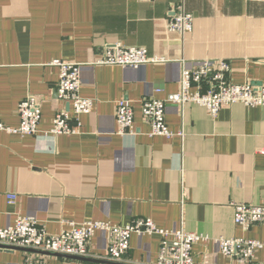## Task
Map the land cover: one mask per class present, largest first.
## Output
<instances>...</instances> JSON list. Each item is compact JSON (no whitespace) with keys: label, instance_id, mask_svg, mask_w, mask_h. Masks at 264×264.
<instances>
[{"label":"crops","instance_id":"1","mask_svg":"<svg viewBox=\"0 0 264 264\" xmlns=\"http://www.w3.org/2000/svg\"><path fill=\"white\" fill-rule=\"evenodd\" d=\"M193 18L190 33H169L172 11ZM144 48L163 60L138 69L91 66L103 46ZM224 60L234 84L264 86V0H0L1 122L19 126L18 105L38 98L35 136L0 135V229L30 216L49 234L86 222L156 227L208 238L264 242V225L243 230L232 204L264 206V107L225 106L216 116L196 105L167 104L173 134L151 137L142 100H165L178 91L182 63ZM53 61L82 66L80 95L93 101L75 117L55 89ZM133 110V134L118 135L116 106ZM68 111L79 133L47 134L55 114ZM183 132L182 137L178 134ZM8 195H15L10 202ZM96 232L90 254L79 259L0 250V264H155L160 238L133 235L121 262L107 257ZM194 264H238L212 242L192 248ZM264 263V249L252 264Z\"/></svg>","mask_w":264,"mask_h":264},{"label":"built area","instance_id":"2","mask_svg":"<svg viewBox=\"0 0 264 264\" xmlns=\"http://www.w3.org/2000/svg\"><path fill=\"white\" fill-rule=\"evenodd\" d=\"M193 21L192 16L184 11L182 5H178L172 11L166 30L183 36L191 32ZM162 61L148 57L144 48L114 44L103 46L99 52V58L87 65L138 69L141 66ZM51 65L59 70V80L55 89L58 99L69 105L75 117L90 114L93 101L80 95L82 66L64 61H53ZM231 71L229 62L224 60L218 62L205 60L191 65L182 63L178 77L179 88L175 94L163 101L153 98L142 100L141 115L150 128L149 135L166 139L173 137L165 124L167 104L178 105L181 109L186 105H196L204 108L211 117L216 116L222 107L235 104L246 108L264 107V86L255 87L250 83L234 84L231 81ZM16 112L19 118V126L16 129L5 126L0 116V135L6 133L35 136L41 119L38 98L33 95L26 96L18 105ZM133 118L130 104L119 102L115 115L118 135L133 134ZM69 122L68 111L57 112L47 135L55 138L60 135L78 134L79 123L72 127ZM182 134L181 131L178 135L182 137ZM7 198L10 202H14L16 196L8 195ZM231 207L235 226L249 230L255 226L264 225V206L232 204ZM96 232L105 234L107 257L113 262H121L127 256L133 235L159 236L160 248L155 264H194L192 248L200 243L212 242L220 255L233 259L238 264H252L256 253L264 249V242L212 239L186 232L183 227L164 230L156 227L151 220L143 218L122 227L105 222H86L79 226L72 225L68 231L49 235L33 217L19 216L11 225L0 229V250L21 248L47 255L86 258L90 254L91 238ZM24 264L42 263L25 260Z\"/></svg>","mask_w":264,"mask_h":264},{"label":"water","instance_id":"3","mask_svg":"<svg viewBox=\"0 0 264 264\" xmlns=\"http://www.w3.org/2000/svg\"><path fill=\"white\" fill-rule=\"evenodd\" d=\"M3 249V248H2ZM6 250L4 251H23V252H32V253H41V254H45L42 252H38V251H34V250H27V249H21V248H5ZM63 256L64 258H71V259H79L82 260L83 258L80 257H69V256H64V255H60Z\"/></svg>","mask_w":264,"mask_h":264}]
</instances>
